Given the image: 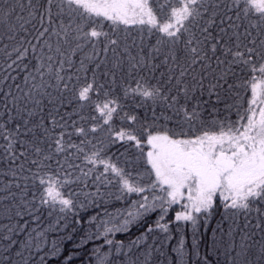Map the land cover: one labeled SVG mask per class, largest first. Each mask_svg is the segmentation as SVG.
<instances>
[{
	"label": "snow or ice",
	"instance_id": "1",
	"mask_svg": "<svg viewBox=\"0 0 264 264\" xmlns=\"http://www.w3.org/2000/svg\"><path fill=\"white\" fill-rule=\"evenodd\" d=\"M0 193V264H164L173 224L213 264L217 212L214 264H264V0H0Z\"/></svg>",
	"mask_w": 264,
	"mask_h": 264
},
{
	"label": "trees",
	"instance_id": "2",
	"mask_svg": "<svg viewBox=\"0 0 264 264\" xmlns=\"http://www.w3.org/2000/svg\"><path fill=\"white\" fill-rule=\"evenodd\" d=\"M127 110V109H125ZM141 114L143 113L144 109L138 110ZM115 148H112L110 150L111 152H115ZM31 187V185H30ZM33 191H36L35 189H32ZM79 189L76 185H70L68 188L64 189L65 193ZM91 190H94L91 189ZM112 191H115V188L111 189ZM102 191L104 189L102 188ZM3 194L0 193V196ZM37 197H39V192H37ZM30 198V197H29ZM80 199H83L82 197ZM138 199L134 194L130 197H127L126 199L122 201H115L114 199L110 198L109 203L107 205H101L100 208H89L87 212H81L80 216L84 217V220L81 221L80 224L76 225L78 229H83V231H90L92 233L96 232L95 227L89 228V225L87 223L88 217L96 215L98 212L103 214L104 207H107V210L109 212L114 211L116 208H125L130 205L131 201H134ZM9 204V201H5L0 199V224L9 223V221L5 218L6 215L9 213H5L3 211L4 207ZM179 210L178 208H175L174 210L170 211L168 216L166 217V220L171 221L174 218L175 211ZM59 212L53 213L52 217H47V213L45 212V218L43 219V223L46 224L49 219L55 220L59 216ZM159 212H153L150 215L146 216L143 221L139 222L138 224L131 227L130 232L128 233H117L115 237H112L114 239L123 240L125 243L128 242L130 239H135L136 236L140 235L145 227L147 225H151L155 222V220L158 218ZM80 216H73L71 213L68 214L69 221L73 219H79ZM27 218V217H25ZM220 219L219 213L217 212L214 214V216L208 221L207 225L205 226L203 221H201V227L196 232V237L198 241V250L201 257L208 255L209 259L213 261V264L216 260L215 254L211 250V241L213 238L212 229L215 228L216 222ZM81 235L83 233H80ZM181 235H183L185 239V248L187 250V255L185 257L186 264H201V261L197 259L194 250L192 248L193 244V231L190 225H185L181 230H177V226L175 224L171 227V239H165L164 234L156 232L151 234V237L148 241L149 244H153L154 247H160L162 251L165 253L164 257H161L160 259L163 260L164 264H168L169 259L171 260L172 264H177L178 257L175 252L172 251L174 247L178 245V241L181 238ZM57 234L50 233L49 234V241L52 239H56ZM21 239L23 238V234H21ZM103 243L102 240H93L90 241L84 248V251L81 253L83 256V259L85 261V264H95V258L91 256L92 250L94 247L101 245ZM72 245L70 243H65V250H70ZM106 247L101 248V253L106 251ZM4 253L0 251V257H2ZM158 256V254H156ZM223 258L221 257V260ZM74 264H81L80 260H76ZM154 264H159V260L154 258Z\"/></svg>",
	"mask_w": 264,
	"mask_h": 264
}]
</instances>
